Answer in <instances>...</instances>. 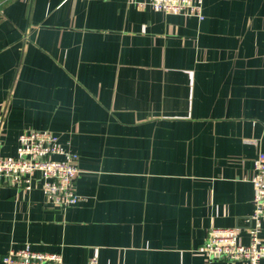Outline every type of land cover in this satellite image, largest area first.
<instances>
[{
	"label": "crops",
	"instance_id": "1",
	"mask_svg": "<svg viewBox=\"0 0 264 264\" xmlns=\"http://www.w3.org/2000/svg\"><path fill=\"white\" fill-rule=\"evenodd\" d=\"M204 10L199 20L128 0H0V154L16 155L27 130L54 132L78 154L83 196L61 208L39 181L0 182V264L25 243L63 264H233L202 246L211 228L250 241L264 0Z\"/></svg>",
	"mask_w": 264,
	"mask_h": 264
},
{
	"label": "built area",
	"instance_id": "2",
	"mask_svg": "<svg viewBox=\"0 0 264 264\" xmlns=\"http://www.w3.org/2000/svg\"><path fill=\"white\" fill-rule=\"evenodd\" d=\"M138 7H150L164 14L185 17H205L204 0H128ZM64 155L65 158H56ZM81 174L78 154L61 144L59 136L49 130L30 129L18 137L17 154H0V182L17 189L33 188L41 183L48 203L67 208L78 204L83 196L77 191L76 180ZM253 185V213L248 217V244L240 239L234 227L211 228L207 232L202 250L209 260H225L233 264H261L264 259V152L259 151L252 160L247 178ZM11 249L2 258L3 264H62L60 252H41L30 243ZM87 264H101L92 256Z\"/></svg>",
	"mask_w": 264,
	"mask_h": 264
},
{
	"label": "rangeland",
	"instance_id": "3",
	"mask_svg": "<svg viewBox=\"0 0 264 264\" xmlns=\"http://www.w3.org/2000/svg\"><path fill=\"white\" fill-rule=\"evenodd\" d=\"M46 130V129H45ZM2 155V154H1ZM3 156H5V155H3ZM79 177V176H78ZM252 184V183H251ZM77 188V187H76ZM78 191V190H77ZM82 195V194H81ZM71 207V206H70ZM19 248H21V247H19ZM34 248V247H33ZM35 250H38V249H36V248H34ZM39 251H41V252H47V251H44V250H39ZM53 252H56V251H53ZM61 255H62V253H60ZM63 256V255H62ZM95 256V255H94ZM92 257V256H91ZM90 257V258H91ZM3 258V257H2ZM90 258H89V260H90ZM99 259V258H98ZM88 260V261H89ZM100 262V261H99ZM62 264H63V262H62Z\"/></svg>",
	"mask_w": 264,
	"mask_h": 264
}]
</instances>
